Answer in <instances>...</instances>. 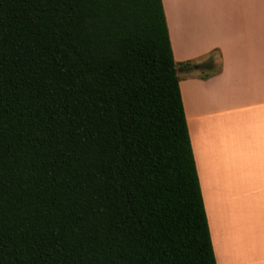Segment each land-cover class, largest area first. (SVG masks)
<instances>
[{"label": "trees", "instance_id": "16d2710c", "mask_svg": "<svg viewBox=\"0 0 264 264\" xmlns=\"http://www.w3.org/2000/svg\"><path fill=\"white\" fill-rule=\"evenodd\" d=\"M0 264H216L162 0H0Z\"/></svg>", "mask_w": 264, "mask_h": 264}, {"label": "crops", "instance_id": "0c3cea01", "mask_svg": "<svg viewBox=\"0 0 264 264\" xmlns=\"http://www.w3.org/2000/svg\"><path fill=\"white\" fill-rule=\"evenodd\" d=\"M162 4L216 264H264V0Z\"/></svg>", "mask_w": 264, "mask_h": 264}, {"label": "rangeland", "instance_id": "374dc122", "mask_svg": "<svg viewBox=\"0 0 264 264\" xmlns=\"http://www.w3.org/2000/svg\"><path fill=\"white\" fill-rule=\"evenodd\" d=\"M216 68H219V66H218V65H216Z\"/></svg>", "mask_w": 264, "mask_h": 264}]
</instances>
